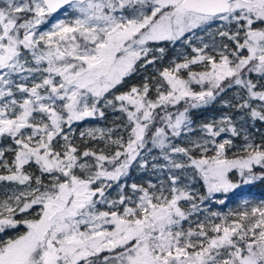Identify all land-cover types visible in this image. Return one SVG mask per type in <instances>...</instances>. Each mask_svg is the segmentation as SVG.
Masks as SVG:
<instances>
[{"label":"snow or ice","instance_id":"snow-or-ice-1","mask_svg":"<svg viewBox=\"0 0 264 264\" xmlns=\"http://www.w3.org/2000/svg\"><path fill=\"white\" fill-rule=\"evenodd\" d=\"M256 186L264 0H0V264H264Z\"/></svg>","mask_w":264,"mask_h":264},{"label":"rangeland","instance_id":"rangeland-1","mask_svg":"<svg viewBox=\"0 0 264 264\" xmlns=\"http://www.w3.org/2000/svg\"><path fill=\"white\" fill-rule=\"evenodd\" d=\"M174 54L175 53L172 51L169 52V56H172ZM149 71H151V69H149ZM133 82H137V81L134 80ZM218 115H219V112L217 108L208 107L204 110H195L194 119H196L197 123H199L201 121L210 120L212 117L218 116ZM112 119L113 117L110 115L107 121H97L95 123H96V126L104 127V126L110 125V122ZM249 191L252 194L250 198L255 199V200L264 199V186L252 187L249 189ZM241 206H242V201L234 196H231V198L227 202V206L215 205V207L220 208L222 211H225V212L232 210V209H236Z\"/></svg>","mask_w":264,"mask_h":264}]
</instances>
